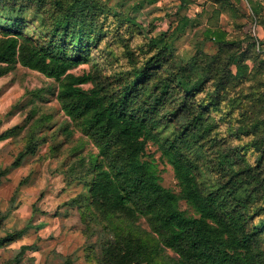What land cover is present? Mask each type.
Wrapping results in <instances>:
<instances>
[{
  "label": "trees",
  "instance_id": "obj_1",
  "mask_svg": "<svg viewBox=\"0 0 264 264\" xmlns=\"http://www.w3.org/2000/svg\"><path fill=\"white\" fill-rule=\"evenodd\" d=\"M210 1L203 34L216 51L197 46L183 58L173 41L194 20L177 11L168 14L175 28L157 35L164 37L159 42L105 0H0V77L20 65L55 80L60 109L97 148L92 177L82 186L111 236L90 256L96 264H264V39L236 35L240 22L222 28V13L244 15L230 0ZM247 2L264 26L262 5ZM186 5L181 0L178 9ZM102 43L107 64L95 54L104 52ZM83 63L87 71H70ZM24 127L4 130L0 140ZM34 132L0 169V183L33 153ZM149 144L171 166L177 192L161 185ZM142 219L150 238L133 230ZM28 227L6 231L0 248L22 239ZM36 249L23 244L6 264ZM164 249L176 258L159 262Z\"/></svg>",
  "mask_w": 264,
  "mask_h": 264
},
{
  "label": "rangeland",
  "instance_id": "obj_2",
  "mask_svg": "<svg viewBox=\"0 0 264 264\" xmlns=\"http://www.w3.org/2000/svg\"><path fill=\"white\" fill-rule=\"evenodd\" d=\"M105 1L109 6L116 5L126 10L134 22L140 24L146 39L161 32L168 35L176 26L175 22L170 23L168 14L175 11L178 15L193 19L194 22L177 34L173 41L177 57H190L197 46L207 53L216 51L213 42L203 34L214 8L210 0H187V5L180 9L181 0ZM253 1L262 5L264 14V0ZM230 2L244 16L236 18L230 11L222 13L219 25L229 31L232 30L230 23L240 22L242 27L234 31L236 35L248 33L258 40L264 39V26L253 20L250 3L247 0ZM163 38L161 40L157 36L159 42L164 41ZM101 48L104 52L96 49L95 54L107 64L105 43L101 44ZM245 63L251 65L250 61ZM89 68V63H83L70 71L81 74ZM232 71H236L235 65ZM246 87L245 84L241 85V88ZM57 90L55 80L20 65L0 77V133L15 125H25L19 134L0 140V169L9 166L18 152L23 150L30 138L28 130H35L36 136L33 153L28 154L19 167L2 177L0 183V236L6 231L29 226L26 236L0 248V264L12 259L23 244H35L37 249L25 251L17 264H96L90 256L97 257L102 242L111 236L105 228L107 223L97 221L92 215L84 198L86 189L82 186L92 177L88 166L90 159L97 154V148L60 109L56 99ZM147 152L155 158L161 185L177 192L173 170L160 158L156 146L149 144ZM204 167L207 168L201 165V171H205ZM207 170L213 173L210 167ZM33 207L36 208L34 212ZM180 208L193 213L184 202L180 203ZM136 226L133 227L134 231L138 229L149 238L152 236L143 219ZM175 258L171 250L164 249L158 261H172L170 259Z\"/></svg>",
  "mask_w": 264,
  "mask_h": 264
}]
</instances>
